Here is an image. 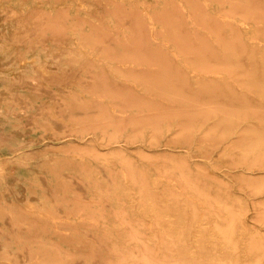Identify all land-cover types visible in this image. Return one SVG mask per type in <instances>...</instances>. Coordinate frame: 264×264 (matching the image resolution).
<instances>
[{"label":"bare ground","instance_id":"obj_1","mask_svg":"<svg viewBox=\"0 0 264 264\" xmlns=\"http://www.w3.org/2000/svg\"><path fill=\"white\" fill-rule=\"evenodd\" d=\"M101 1L94 0L93 6L84 7L81 0H50L49 3L37 0L38 13L43 20L41 26L47 25L52 42L45 49L55 41L59 48L53 55L59 62H80L78 69L70 74L43 67L42 73H48L53 91L48 122L60 129L59 137L76 134V141L82 144L94 141L92 147L82 148L83 153L98 160L103 153L109 154V159L120 161L123 171L114 172V163H101V173L106 177L103 179L105 189L99 186L98 196L94 198L89 194L90 189L89 196L76 200L69 197L70 190L64 193L56 190L58 198L51 202H57L59 212L75 211L83 206L89 208V214L80 215L84 218L69 222L79 227L78 230L64 233L55 228V234L60 233L62 240L55 241L49 235V226L58 224L53 223L54 220L47 223L36 218L23 223L12 221L10 233L19 237H0V251L18 263L0 264H264V250H259L261 241L260 246L257 244L261 237L253 241V236L250 242L245 239L254 232L258 234L256 229L260 227L252 224L250 230L243 223L250 201L264 210V123H255L264 118V0L174 3L168 15L157 16L167 21L168 28L160 32L148 28L150 24L143 22L147 17L145 12L139 13L141 8L134 3L107 0L103 4ZM6 2L9 1L0 0L1 7ZM109 12L114 14L116 23L109 21ZM13 15L10 11L9 16ZM5 17L0 10V35L7 29H15L14 23ZM251 28L255 34L247 35ZM2 42L0 36V77L12 74L22 79L27 64L25 57H19L20 68L14 70L12 62L18 59L14 47L4 46ZM76 42L82 43L81 48L72 47L78 44ZM86 44L98 52L89 53ZM124 62L129 64L124 66ZM179 62L193 63L188 66ZM156 64L162 66L154 67ZM193 78L198 79L199 84H193ZM47 79L42 78V82ZM50 79L56 81L50 83ZM54 83L56 86L52 85ZM74 83L82 86L75 87ZM85 87H91L89 98L83 93ZM255 114H259L257 120L252 117ZM65 126H69L70 131H63ZM98 131L103 134L99 141L96 140ZM91 132L94 133L90 136ZM203 132L217 144L233 142L229 150H223L222 153L227 154L222 159L231 167L242 166L237 176L246 196L228 197L230 187L226 189L204 164L200 167L201 163H195L200 166L197 173L193 171L191 164L196 161L193 156L208 161L213 154L211 143H198V139L204 137ZM147 137L150 149L143 146ZM163 144L168 147L162 149ZM185 147L188 153L181 155ZM131 148H139L140 156L148 163L158 171L175 175L180 184L187 185V190L190 187L198 191L199 197L182 198L184 191L180 192L172 180L167 181L169 179L165 181L166 188L163 187L166 190L156 189L159 180L152 179L141 162L133 158L127 151ZM46 164L49 165L48 161ZM58 167L56 165V169ZM72 167L76 172L79 170L80 179L97 180L96 173L88 171L85 164L76 166L74 163ZM126 170L136 193L142 197L136 205L141 209L140 214H130L136 197L132 195L133 202L126 198L133 194V190L126 188ZM68 179L71 183L70 177ZM81 183H74L75 194L85 189ZM201 204L207 208L218 204L224 213L204 211V215L199 214L197 209ZM238 204L242 206L240 212L234 210L240 206L233 207ZM27 209L24 214L30 217V211L35 209ZM262 212L259 217L264 219ZM10 217L15 219L16 215L12 213ZM214 219L218 221L212 222ZM108 220L112 222L111 228L105 229L103 224ZM114 230L116 236L112 235ZM147 231L152 235L146 234ZM259 231L260 236L262 230ZM18 240L25 245L21 248L8 245ZM67 244L74 247H66ZM45 251L46 254H40ZM31 258L38 260L30 262Z\"/></svg>","mask_w":264,"mask_h":264},{"label":"rangeland","instance_id":"obj_2","mask_svg":"<svg viewBox=\"0 0 264 264\" xmlns=\"http://www.w3.org/2000/svg\"><path fill=\"white\" fill-rule=\"evenodd\" d=\"M8 1L9 2H6L4 4V6H2V7L0 4V10H2L4 15L6 16L5 17L6 19L8 18L9 20H11L14 23L15 29L14 28L7 29L3 35H0L2 37V40H3L2 43L4 46L10 45V46L14 47L15 53L18 57V59L15 62H12L14 70H18L20 68L19 57H25L27 64L24 67V77L22 79L16 77L17 75H12V74L3 75L0 77V233H1L0 237H2V238L9 237L10 239L11 238L18 239L19 235L12 236L10 233V230H11L10 224L12 223V221H16L18 223H20V222L23 223V222L27 221V219L33 220V218L34 219L36 218L35 220H38V221L43 222V223L53 222V220H54L53 223L58 222L57 225L53 224L52 226H49V232L50 231L52 232V234L50 232L49 235L55 241H59V240H62V237L60 239V236H59L60 233H57L58 235L55 234V232H56L55 230L57 229V232H64V233H72V232L78 230L79 227H76V226L70 224L69 222H75L77 217L79 219L84 218V217H80V215H83L85 213L89 214V212H88L89 208L87 206H83V207H80L79 209H76L75 211H64L63 210V212H59L57 207H56L57 202H55V203L51 202V201L57 200V198H58V196H57L58 193H56V190L58 191L59 189H61V191H63L62 193H64L65 191L68 192L70 190L68 195L72 200H76V199H79V198L87 196V195L89 196V194H90V196H92L94 198V197H96V194L99 191L98 190L100 188L99 186H101L102 189H105V185H104L105 182L103 181V179L106 177H104L103 173H101L102 172L101 163H103V162L104 163H110V164L114 163L113 165L111 164L114 167V172L115 171H120V172L123 171V167H122L121 163H118V162H120L119 160H117L115 158L109 159L108 158L109 154L107 155L106 153H103V155H102L103 157L99 160L96 157H93L90 155L87 156L86 154H84L85 152L82 148L87 147V146L92 147L91 145L95 144L94 141L90 142L88 140V141H86V143L84 142L82 144V143L76 141V139L78 138V135H76V134L75 135L70 134L68 136L59 137L58 133H60L59 132L60 129H58L54 123L50 122V124H49V122H48V120L50 119L49 102H50V97H51V94L53 93V91H52V88H50L51 86L49 85V81L47 79L48 73H46L44 75V73H42V69H43V67H45L47 69H55L57 71L60 69V70L64 71L65 73L70 74V73H72L78 69V64L80 62H59V59L57 57H55V55H53V52L57 51L59 48V44L56 43L55 41L49 49L48 48L45 49L47 44L50 42V34H49V28L47 27V25L44 28L41 26V23L43 22V20L40 18V14L38 13L39 8L37 7V5H38L37 0H8ZM81 1L83 3L82 6H84V7H91V6H93V2H94V0H81ZM126 1L134 3L135 7L139 6V8H141L139 13L143 14V11L145 12L147 17L145 20L143 19V22L145 24H147V23L150 24L148 26L149 29H154V30H157V32H160V31L166 30L168 28L166 26L167 21L166 20L164 21V19H160L157 16H159L160 14L168 15L170 13L169 11L171 10L170 6H172L174 3L178 4L179 2H184L186 0H172V1L170 0V2H171L170 5L168 4L169 0H126ZM158 1H159V4H158ZM47 2L49 3L50 0H46V3ZM101 2L103 4H106L107 0H102ZM145 3H147V4H145ZM74 4L75 3H73V5ZM10 11H12L14 13L13 16H9ZM148 11H149V14L146 13ZM154 13H155V15H154ZM108 14L110 16L109 21L112 23H116L117 19L113 16L114 14L112 12L111 13L109 12ZM44 21H46V20H44ZM155 21H157V22L155 23ZM150 22H152V23H150ZM249 30H248L249 32L247 33V35L248 34L249 35L255 34V31L253 28H251ZM9 39H11V40L16 39V40H18V42L11 43V42H8ZM24 39H27L29 41L23 42ZM34 39H38L40 41L36 42V43L32 42ZM50 43H52V42H50ZM76 43H78V44L72 45V47L81 48L82 43L81 42H76ZM86 46H87L86 50L89 53L98 52L97 50L92 49V47L90 48L89 45L86 44ZM34 47H35V49H34ZM105 63H107V62H105ZM109 63H111V62H109ZM179 63L181 65L192 66L193 62H179ZM128 64H129V62L123 63L124 66H126ZM160 65L162 66V64H159V65L156 64L154 67L158 68V67H160ZM192 73H195V72H192ZM63 75H64V73H63ZM63 75H58V76L60 78ZM220 75H223V74L220 73ZM44 77L47 79L45 83L42 82L43 81L42 78H44ZM73 78L74 77L72 76L71 79H73ZM53 81L55 82L56 79H54V80L50 79V83ZM199 82L200 81L196 78L192 79V83L195 85L199 84ZM52 85L56 86V83H54ZM74 86L79 88L82 85H81V83L80 84L74 83ZM90 88L91 87H89V88L85 87V90H83V93L88 98L91 97ZM243 88H245V87H243ZM259 95L261 97H263L262 94H259ZM100 98H104V97H100ZM118 108H121V107H118ZM252 117H254L255 120H257L259 118V114L258 115L255 114ZM252 117H249V119H251ZM255 123L262 125L264 123V118H260L259 120H257V122L255 121ZM250 129H247V131L253 130V129H251V130ZM62 130L63 131H67V130L70 131V127L65 126L62 128ZM247 131H245V132H247ZM204 132H206V131H204ZM204 132L202 135L204 137H206V135H204ZM93 133L94 132H91L89 135L91 136V135H93ZM97 133H98V135H97L96 140L99 141V140H101V137L103 136V134L101 131H98ZM199 137H201V136H199ZM204 137L199 138L198 143L199 142L200 143H208V142L211 143L214 146V148L212 146V150H213L212 153L213 154H211V159L208 161L207 160H200L199 159L200 157L193 156L194 157L193 159L196 160V161L192 162V164H191V168L193 169V171L197 173V170L199 169L198 166H200V165L197 166V164L201 163L202 165L200 167H202V166L204 167V165H205V168H208V171L210 173H212L220 183H222L223 185L225 184L224 186L226 189H228V186L230 187V190L229 189L227 190L229 192L226 193V195L228 197L230 195L231 198L239 199L241 195L246 196V193L241 189L239 176H237L239 173V170L242 168V166L237 165V166L231 167V165L228 164L227 161H224L222 159V156L227 154V153H225V151H224V153H222L223 150H227L228 148L230 149V146L232 147L233 142L230 140L227 142H223L222 144H217L216 140H212V139H208L207 137L206 138H204ZM123 142L124 141H122V144H123ZM79 145L81 147L80 150L78 149ZM178 145H179L178 149H181V147H180L181 144H178ZM217 145H218V147H217ZM143 146H145L144 148L150 149L148 137L143 142ZM166 147H168L166 144H163L161 146L162 149H165ZM216 149H217V151H216ZM183 150H184V153H182L181 155H186L185 153H188V147L183 148ZM127 151L130 154H132L133 158H135L138 162L139 161L141 162L140 165L142 167H144V169L146 171L147 170L149 171V172L148 171L147 172H148V174L150 173L149 176L152 179H154L156 177V179L159 180V182H160L158 184L159 186L158 185L156 186V189H158L159 191L166 190L163 187L165 185V188H166L165 181L167 179H169L167 181L170 182L172 180L171 183L173 182L180 192L184 191L183 192L184 195L180 194L181 197H182V195L184 196L182 198L189 199L191 197L190 200H192L194 198L197 199L199 197V194L196 193L198 191H196L194 189L191 190L190 187H188L189 190H187V188H186L187 185H185L184 183L180 184L179 183L180 180L177 177H175V175H172L170 173L165 174V172L158 171V169L153 167L150 162L148 163L147 159L142 158L140 156L141 151L139 148H137V149L131 148ZM105 154H106L107 158H105L106 157V156H104ZM156 154H159V153H156ZM212 155H213V157H212ZM62 158L64 160H62ZM95 158L97 160H94ZM66 159H67V161H66ZM54 160L56 161V163H54L55 162ZM116 160H117V162H116ZM47 161H48L50 167L48 164L45 165V163H47ZM60 162H63L64 164L60 163ZM52 163H54V164H52ZM74 163L76 166H79L81 164H85L86 166H88L90 169V170L88 169V171H90V172L92 171L93 173H96L95 176H97V180L95 182L94 181L90 182V180L86 179V177L80 179L79 177L81 176V173L77 169H76L77 172L74 171L75 169L72 167ZM195 163H197V164H195ZM71 164H72V166H70ZM144 164H146V165H144ZM216 164H218V165H216ZM47 165H48V167H47ZM56 165H57V167L59 166L57 169H56ZM212 165L215 167H213ZM61 166H63V167H61ZM60 167L62 168V171H61ZM94 167H95V169L93 170ZM97 168H99L100 170L98 171ZM226 168H228V169H226ZM47 169H49V170H47ZM227 170H229V171H227ZM49 171L52 173L50 174ZM53 171H54V173H53ZM224 171H226V172H224ZM57 172H58V175H57ZM126 172L127 173L124 176L126 188L130 189V191L133 190V192H131L133 194H129V197L127 195L126 198L129 201L133 202L134 198L136 197L135 198L136 202L133 205L132 209L130 210V214L131 215L140 214L141 209L136 207V205H138L137 200L140 202L142 197L140 194L136 193L137 190L134 188V183L131 179L129 171L126 170ZM39 173H41V174H39ZM61 173H63V174H61ZM84 174H86V173L84 172ZM59 175H60V177H59ZM39 177L41 180L39 179ZM69 177H70V180L72 181L71 183L68 181ZM173 179H175V180H173ZM176 180L177 181L179 180V181L177 182ZM76 181H81L82 182L81 184L85 186V189L84 190L80 189L81 191H78L77 194H75V191H74L75 189L73 187L74 183H76ZM126 181H129V182H126ZM130 183H133V185L132 184L130 185ZM56 184L58 187L56 186ZM222 187L223 186H221V188ZM183 188L186 189L187 191H185ZM89 189H90V193H89ZM188 191H189L190 195H189ZM41 192L43 195L41 194ZM47 194H48V196H47ZM233 194L235 196H233ZM44 195H45V197H44ZM132 195L134 196V198L132 197ZM238 195H239V197H238ZM97 196H98V194H97ZM46 197H47V199H46ZM49 200H50V202H49ZM44 202H46V203H44ZM254 203L255 202H252V201L249 202L248 206H250V207L247 211V215L245 216L246 222H243V223H246L248 229H250V230L253 229L252 224L253 225L256 224L254 227L258 228V226H259L260 229H256L258 231V232L256 231L258 234H256L255 232L254 233L252 232L253 233L252 236H251V234H250L251 237L249 235H247L245 237V239L247 241L249 239V242H250L251 240H253V236L255 239L253 241H256L257 239H259V237H261V240L260 239L257 240L258 241L257 244H259L261 241L260 244L262 246H260V244H259V246H260L259 250L262 251V250H264V246H263L264 245V238H262V237H264V234H262V233H264V219L260 218L259 215H261L260 214L261 211H263L262 214L264 215V210H261L259 208L258 203L257 204H254ZM111 205L112 204H110V206ZM210 205H208V208H207V206L205 204H201L200 207L202 209H200V207H199V209L201 211L199 209H197L198 210L197 212L199 214H202V215L205 214L204 211H207L208 213L209 212L215 213V211L217 213H224L223 208L221 206H219L218 204H215V205L212 204L215 206L214 209H213L214 206H211L212 207L211 208ZM238 206H240V204H238L237 206L235 205L233 207H238ZM28 207H34V209H35V211L34 210L30 211L32 214L30 217H26L25 216L26 214H24L26 212V210H28L27 209ZM41 207H43L42 208L43 210L41 209ZM51 207H52V209H51ZM53 209H55L56 211H54ZM241 209H242V206H240L236 209L234 208V210L237 212H240L239 210H241ZM244 211H245V209H244ZM257 211H258V214L256 213ZM12 213H14V215H16L15 219L10 217V215ZM77 213H78V215H77ZM47 216H49V217H47ZM257 216H258V218H257ZM223 217H224V215H223ZM47 218H49V219L51 218L50 220H52V221L48 220ZM215 220H217V219L212 220V222H214ZM218 220L220 221V218ZM111 223H112L111 220H108L107 222H105L103 224V226L105 227V229H110ZM59 224H61V225H59ZM67 225H69V226H67ZM64 226H66V227H64ZM241 227H242V223H241ZM23 229H25V227H23ZM233 229H235V227ZM259 230H262V233H260V236H259V232H261V231H259ZM196 231H198V229H196ZM4 232H6L8 235L6 236L4 234ZM146 234L152 235V233L149 231H147ZM254 234H256V236ZM112 235L116 236L115 230L112 232ZM262 241H263V244H262ZM3 244L6 245L7 243H3ZM8 245H12L14 248H21L25 245V242L22 243L21 240H18L15 242L8 243ZM66 247L71 248L74 246L67 244ZM262 252H264V251H262ZM5 253L6 252L0 251V262L14 263L15 260H13L12 258H7L8 256H6ZM257 253H259V251ZM40 254L41 255L46 254V251L41 252ZM31 255H33V254H31ZM36 260H38V259L37 258H31L30 262L36 261ZM15 263H18V262L15 261Z\"/></svg>","mask_w":264,"mask_h":264}]
</instances>
